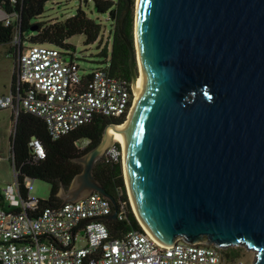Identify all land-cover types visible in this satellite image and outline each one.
Returning a JSON list of instances; mask_svg holds the SVG:
<instances>
[{
    "label": "water",
    "instance_id": "obj_1",
    "mask_svg": "<svg viewBox=\"0 0 264 264\" xmlns=\"http://www.w3.org/2000/svg\"><path fill=\"white\" fill-rule=\"evenodd\" d=\"M131 7L118 22L136 98L121 146L138 221L161 247H244L264 264V0H135L133 43ZM113 125L58 192L62 203L100 193L114 209L106 222L118 204L94 166Z\"/></svg>",
    "mask_w": 264,
    "mask_h": 264
},
{
    "label": "built area",
    "instance_id": "obj_2",
    "mask_svg": "<svg viewBox=\"0 0 264 264\" xmlns=\"http://www.w3.org/2000/svg\"><path fill=\"white\" fill-rule=\"evenodd\" d=\"M4 21L9 24V17ZM76 56L71 49L54 44L31 45L15 58L24 94L0 98V108L14 110L21 104L25 112L44 121L53 138L97 116L127 117L134 98L132 81L112 75L108 59L101 67L85 72ZM84 74L89 75L85 85ZM115 143L104 157H117ZM29 147L35 159H44L40 140L32 139ZM25 188L26 196L22 197L15 172V184L3 193L9 209L0 206V264H226L220 248L182 240L164 248L142 226L143 231L131 230L111 237L102 218L114 209L100 193L93 192L75 202L43 206L32 195L33 180L27 178ZM116 219H125L124 203L118 207Z\"/></svg>",
    "mask_w": 264,
    "mask_h": 264
},
{
    "label": "trees",
    "instance_id": "obj_3",
    "mask_svg": "<svg viewBox=\"0 0 264 264\" xmlns=\"http://www.w3.org/2000/svg\"><path fill=\"white\" fill-rule=\"evenodd\" d=\"M60 0H0V8L5 11L6 17H9L10 23L0 21V45L11 44L15 38L16 43L11 48V55L14 59L17 55H22L31 45L35 44H54L65 49H71L76 52V47L68 42L70 38L76 35H84V45H99L101 41L102 24L90 17L89 13L93 11L97 14L107 15L115 23V29L112 33V50H109L107 44L104 45L98 55L109 60V72L128 82L131 81V72L129 66V49L124 39L119 35V18L128 6V0H84L86 5H80L72 16L64 20H55L52 22H43L46 4ZM132 7L123 22V32L133 43V25H134V2L130 0ZM59 4V3H58ZM84 7V8H83ZM84 70V69H83ZM87 72L86 70H84ZM89 79L88 74L82 76V84L85 85ZM17 77L13 75L12 94L23 95L24 86H16ZM19 89V91H17ZM16 105V100H15ZM14 126L15 118L16 132L14 128L10 137V153H14V171L17 172V183L22 197L26 196L25 180H39L48 183L51 186L50 194L47 200H40L43 206L60 204L62 200L58 197L60 186L67 188L73 178L82 172V164L76 162V159L84 156L92 150L102 139L103 133L109 124H122L126 117L118 119H108L102 116L95 117L90 123L84 124L77 129L58 138H53L47 131L44 121L23 110L21 104L13 110ZM32 139H38L42 142L45 157L44 159H35L33 150L29 147ZM87 141L83 148L77 146L80 141ZM117 157H101L94 166V176L103 185L106 191L116 200L118 207L121 208L124 203L125 219L111 220L106 222L110 235L113 238L120 237L127 232L143 231L142 227L132 211L130 205L124 172L122 166L121 146L115 143ZM12 160V157L10 158ZM0 206L8 208L4 202V195L0 191ZM18 211V210H17ZM226 263L235 262L240 257L237 249L221 250Z\"/></svg>",
    "mask_w": 264,
    "mask_h": 264
},
{
    "label": "rangeland",
    "instance_id": "obj_4",
    "mask_svg": "<svg viewBox=\"0 0 264 264\" xmlns=\"http://www.w3.org/2000/svg\"><path fill=\"white\" fill-rule=\"evenodd\" d=\"M80 5H86V3H84V0H60L56 2H49L46 4L43 19H39V21L49 23L55 20H64L65 18L72 16ZM89 15L91 18L98 20L103 26L101 38L99 39V41H101L99 49L97 48L96 43L89 46L84 45V35H76L68 40L69 43L76 47V57L78 59L77 61L80 67L86 70L87 72H90L104 65V58L98 54L100 53L105 44L110 47L112 33L115 29V23L110 20L107 15L97 14L94 11L93 13H89ZM16 41L17 38H15V40L11 44L0 45V98H5L6 96L11 95L10 86L13 75L15 74L17 77V73L15 71V59L11 55L10 51ZM133 41L135 42V10ZM12 116H14L13 110H11L10 108H0V191L2 193H4L5 189L9 185L15 184L14 166L12 160H10V137L14 128V119ZM86 145L87 141L85 140L80 141L77 144L80 149ZM33 186L34 188L32 190V195H34L40 200L48 199L51 190V186L48 183L39 180H33ZM232 248L237 249L239 251L240 257L236 259L235 262H229L226 264L253 263L256 256V253L254 251L247 250L244 247H231L228 249Z\"/></svg>",
    "mask_w": 264,
    "mask_h": 264
},
{
    "label": "bare ground",
    "instance_id": "obj_5",
    "mask_svg": "<svg viewBox=\"0 0 264 264\" xmlns=\"http://www.w3.org/2000/svg\"><path fill=\"white\" fill-rule=\"evenodd\" d=\"M136 44V43H135ZM138 63V61H137ZM138 71H139V68H137ZM140 75V74H139ZM138 75V77H139ZM135 94H134V98H133V102H132V105H134V102H135ZM132 108V107H131ZM130 112V111H129ZM129 115V113H128ZM128 118V117H127ZM126 121L127 119L122 123V124H119V125H113V126H110L108 129H107V134L109 136H111L113 138L114 141L118 142L120 145L122 144V139H123V135H124V130H125V125H126ZM121 150H122V146H121ZM122 166H123V155H122ZM123 172H124V168H123ZM124 179H125V176H124ZM126 183V181H125ZM126 189H127V186H126ZM127 194H128V191H127ZM129 196V195H128ZM130 200V199H129ZM131 204V202H130ZM132 206V205H131ZM133 209V208H132ZM135 214V213H134ZM140 223V222H139Z\"/></svg>",
    "mask_w": 264,
    "mask_h": 264
},
{
    "label": "crops",
    "instance_id": "obj_6",
    "mask_svg": "<svg viewBox=\"0 0 264 264\" xmlns=\"http://www.w3.org/2000/svg\"><path fill=\"white\" fill-rule=\"evenodd\" d=\"M5 18H6L5 11H4L3 9L0 8V21H3ZM12 84H13V78H12L11 86H10V88H11V90H10L11 94H12ZM16 86H17V87L20 86V84H19V82H18V79H17V84H16ZM17 91H19V89H18ZM16 94H17V92H16ZM10 109L12 110V108H10ZM11 114H12V113H11Z\"/></svg>",
    "mask_w": 264,
    "mask_h": 264
},
{
    "label": "flooded vegetation",
    "instance_id": "obj_7",
    "mask_svg": "<svg viewBox=\"0 0 264 264\" xmlns=\"http://www.w3.org/2000/svg\"><path fill=\"white\" fill-rule=\"evenodd\" d=\"M113 48H112V44L110 45L109 47V50L111 51ZM137 68H138V65H137ZM138 70V69H137ZM131 72V71H130ZM223 250V249H222Z\"/></svg>",
    "mask_w": 264,
    "mask_h": 264
}]
</instances>
